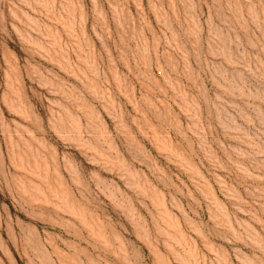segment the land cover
Returning <instances> with one entry per match:
<instances>
[{
	"label": "rangeland",
	"instance_id": "1",
	"mask_svg": "<svg viewBox=\"0 0 264 264\" xmlns=\"http://www.w3.org/2000/svg\"><path fill=\"white\" fill-rule=\"evenodd\" d=\"M0 264H264V0H0Z\"/></svg>",
	"mask_w": 264,
	"mask_h": 264
}]
</instances>
